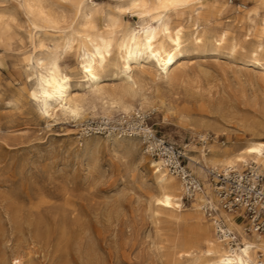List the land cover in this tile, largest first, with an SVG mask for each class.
<instances>
[{
	"label": "rangeland",
	"instance_id": "rangeland-1",
	"mask_svg": "<svg viewBox=\"0 0 264 264\" xmlns=\"http://www.w3.org/2000/svg\"><path fill=\"white\" fill-rule=\"evenodd\" d=\"M94 1L109 15L122 2ZM223 1L227 9L214 20L232 24L242 38L249 23L233 21L238 15L234 11L255 3ZM185 17L181 22L189 33ZM124 19L136 25V16ZM259 19L253 18L245 38L264 43ZM22 35L26 43L17 44L15 53L0 49L5 65L0 67V264H173L171 243L183 234V239L188 235L185 240H194L193 221L174 222L162 215L155 222L150 215L151 176L144 156L150 157L140 152L142 145L127 149L106 139V134L85 136L86 142L77 137L80 121L99 116H86L77 123L58 118L49 125L40 118L27 96L31 85L20 61L32 48ZM199 55H191L196 61L189 66L175 69L179 82L164 86V112L148 111L153 127L175 143L192 141L196 147L203 142L189 130L199 121L219 128V143L235 144L254 129L262 130L264 75L242 66L243 55L234 60ZM61 65L77 87L81 79L75 56L69 54ZM11 99L16 104L9 106L6 102ZM206 132L211 139V129ZM259 137L263 139L264 131ZM187 165L191 169L188 161ZM183 200L187 205L184 195Z\"/></svg>",
	"mask_w": 264,
	"mask_h": 264
},
{
	"label": "bare ground",
	"instance_id": "bare-ground-1",
	"mask_svg": "<svg viewBox=\"0 0 264 264\" xmlns=\"http://www.w3.org/2000/svg\"><path fill=\"white\" fill-rule=\"evenodd\" d=\"M251 1L255 3L254 6L246 10L234 11V13L237 12L238 15H235L233 21L244 20V22L249 23L245 26L246 28L242 38L239 37V30L232 24H223L214 20L215 15L219 14L222 10H226L227 7L223 0H213L211 4L208 5L203 3L204 7L198 10V15L191 12L186 14L185 18L190 23L189 33L185 32L184 23L182 24L181 22L182 16L172 21V30L169 31L167 36L169 53L166 54V60L158 58L155 61L152 59L153 57L149 53V50L155 48L156 44L150 43L149 41L153 38L147 36H145L143 41L146 47H139L136 37H133L126 51H117L115 55H112L110 50L109 56L111 58L107 63L100 65H94L96 63L95 60L91 62H80L81 57L80 54L77 53L75 57L76 70L80 74L81 79L77 87H75V84L72 82L71 75L64 70L65 75L69 77L67 82L69 94L74 95V99H79L80 103H88L87 98L82 96L81 93L92 85H99L97 89L98 98L104 100L106 106L107 99L117 96L121 88L124 87L123 79L128 75H133L139 80L145 90L135 99L129 98L125 101L126 104L132 106L131 110L125 108L123 111L111 112L105 107L100 113L93 112L90 115L85 113L84 118L86 116H112L116 113H130L135 110L143 112H148L149 110L164 112L165 99L163 89L165 88L164 86L171 87L177 83L179 75L175 73V69L177 67L185 68L192 64V62H195V59V61H192L191 55L200 56L199 54L204 53L212 54V58L222 55L232 60L238 58L239 55H243V58L239 57L243 64L242 66L254 69L256 72H259V74L264 75V53H261L258 57L262 62L259 65H257L256 60L252 56L257 46H264V43L250 41L245 38L248 35V30L253 22V18L256 16L260 17L259 31L262 37H264V23H261V20L264 19V11L259 12L258 15H254L253 10L257 7L258 0ZM126 4L127 0H122L118 6L123 7L126 6ZM55 8L57 11H62L66 15L69 23L72 24L74 28H78L88 15L96 12L98 13L96 16L98 29H102L109 15V13L94 0H56ZM99 13H103V15ZM136 18L137 25L139 18ZM136 25L129 26L135 27ZM225 30L229 32V36L225 42L221 43L220 34ZM61 39V37L40 33L39 38L35 40L33 44H38L43 40L44 43L52 46ZM31 48L32 54H43L42 51L36 53L32 44ZM230 49H232V51H230ZM74 54L75 53H73V55ZM201 63L198 62L197 65L202 67L204 62L203 64ZM90 65H94V74L88 75L82 68L89 67ZM187 75L188 73L186 76ZM182 78L184 77L180 79ZM167 109L168 108H166V110ZM58 118L60 117L53 114V116L45 122L49 125V122L55 121ZM163 119H167L165 114ZM204 122L199 121L194 130H189L192 137L202 141L203 144L200 145V147H196L191 141L183 145L188 163L193 173L199 179L201 186L199 191L187 198V205L183 200L184 191L181 181L175 175L168 172L159 159L149 155L150 159L144 156L151 176L148 203L151 211L150 215L154 217L155 222H158L162 215H165L174 222L190 219L194 223V240H185L188 235L183 239L184 234L181 237L179 234L180 232L177 235L182 239L175 240L173 237L174 241L171 243V247L173 255L176 256V260L173 264H181V260L186 261L187 264H193V255L198 253L206 245L220 246L224 242L229 241L231 237L228 235V232L231 233L234 240L239 236L262 242L261 238L264 237L260 232L249 228L248 221L241 210L235 209L228 211L222 208L220 200L208 177V169L220 171L229 166L240 170L248 164L255 165L259 171L264 173V137L263 139L259 137V135L261 136L263 133L264 128L262 130L257 128L254 129V132H252V134L250 132L251 135H248L249 137H244L245 139L240 142L237 141L238 143L227 144L218 142L219 128L207 124L208 122ZM256 124L258 123L256 122ZM250 127L251 125L249 128ZM208 128L213 132L211 139L208 138V132H206ZM91 136H93V134ZM77 137L85 142L89 141V137H81V134ZM105 137L106 139H111V141H113V143L115 142L117 145H125L126 148L128 146L129 148H134L142 145L140 138L137 136L109 133L106 134ZM96 138L97 136H94V139ZM141 148L140 152L146 154L144 148L142 146ZM178 236H176V238H178ZM256 251L258 254L261 253V249L259 248ZM169 262H171V259Z\"/></svg>",
	"mask_w": 264,
	"mask_h": 264
},
{
	"label": "clouds",
	"instance_id": "clouds-1",
	"mask_svg": "<svg viewBox=\"0 0 264 264\" xmlns=\"http://www.w3.org/2000/svg\"><path fill=\"white\" fill-rule=\"evenodd\" d=\"M55 2L0 0V49L15 53L17 44L26 43L22 35L26 34L27 43L33 45L35 52H43L42 55L28 53L21 58L22 69L31 84L28 96L42 120L48 121L56 114L68 123H77L84 118L85 113H100L105 107L111 112L123 111L125 108L131 110L132 106L125 101L135 99L145 90L135 76L128 75L123 79L124 87L117 96L107 99L106 106L105 101L98 98L99 85H92L83 91L81 95L87 98L88 103H80L79 99L69 94V77L61 66L69 54L75 53L76 57L79 53L80 62L95 60L94 65H100L109 61L110 50L112 55L117 51H126L133 37H136L139 47H146L143 41L147 36L153 38L150 43L156 44L155 48L149 50L152 59L166 60V54L169 53L167 36L172 30V21L190 12L198 15V10L204 7L203 0H127L126 6L112 8L102 29H98V13L88 15L78 28H74L66 15L56 10ZM261 11H264V0H258L253 14L258 15ZM126 15L139 18L135 27L129 26L124 19ZM261 23H264V19ZM40 33L62 39L52 46L43 40L33 44ZM228 36L227 30L221 32V43ZM261 53H264V46L258 45L252 53L257 65L262 63L258 59ZM94 65L82 69L88 75L94 74ZM4 66L0 62V67ZM6 104L11 106L15 101L8 100ZM261 241L237 236L235 240L230 239L220 246L206 245L193 255V264H264V237ZM258 248L261 249L260 254L256 251ZM13 264L19 262L14 261Z\"/></svg>",
	"mask_w": 264,
	"mask_h": 264
},
{
	"label": "built area",
	"instance_id": "built-area-1",
	"mask_svg": "<svg viewBox=\"0 0 264 264\" xmlns=\"http://www.w3.org/2000/svg\"><path fill=\"white\" fill-rule=\"evenodd\" d=\"M150 114L135 110L87 117L77 124V131L83 136L110 133L139 137L146 154L159 159L167 171L181 181L187 199L200 190V181L187 165L183 145L160 134L150 123ZM208 175L222 208L241 210L249 228L264 234V173L248 164L240 170L229 166L220 171L208 169ZM228 235L234 240L230 232Z\"/></svg>",
	"mask_w": 264,
	"mask_h": 264
}]
</instances>
